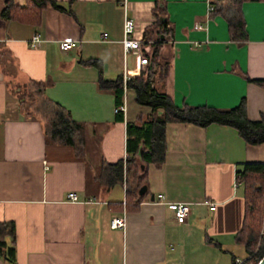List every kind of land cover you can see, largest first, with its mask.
Wrapping results in <instances>:
<instances>
[{
    "label": "crops",
    "instance_id": "crops-1",
    "mask_svg": "<svg viewBox=\"0 0 264 264\" xmlns=\"http://www.w3.org/2000/svg\"><path fill=\"white\" fill-rule=\"evenodd\" d=\"M56 2L61 9L47 4L34 26L5 20L0 0V222L14 225V237L4 239L15 247L16 264L242 260L244 188L234 178L243 164L264 162V143L249 144L228 125L170 122L162 162L146 164L144 192L133 170L127 181L106 186L103 165L127 156V122H149L151 109L126 88L119 120L114 92L99 84L138 78L161 42L152 85L176 106L227 110L244 100L249 120L259 121L264 87L252 80L264 79V0ZM125 18L136 22L140 52L123 48ZM239 22L244 31L234 38L231 26ZM36 32L41 42L30 47ZM65 38L75 46L64 51ZM54 108L81 125L80 147L52 142ZM70 192L76 201L67 199ZM169 202L189 204L185 223L176 224ZM118 216L123 229L110 227ZM0 264L12 263L0 257Z\"/></svg>",
    "mask_w": 264,
    "mask_h": 264
},
{
    "label": "trees",
    "instance_id": "trees-1",
    "mask_svg": "<svg viewBox=\"0 0 264 264\" xmlns=\"http://www.w3.org/2000/svg\"><path fill=\"white\" fill-rule=\"evenodd\" d=\"M243 0H237L240 3ZM47 4H51L57 9L56 0H24L23 4H16L13 0H6L5 6L1 11V16L5 20L17 21L27 25L37 26L42 22L43 11ZM156 26H164V22L159 19L155 22ZM234 38L241 37L243 34V24L231 26ZM161 42L154 44V51L149 57L150 63L142 71L138 78L129 79L126 88H133L136 92V100L139 104L148 106L151 109L150 117L145 124H126V153L124 161L115 164H104L99 177L102 184L111 186L133 170L138 173V185L143 186L146 182V164L150 162L161 163L164 152V128L167 123H192L205 127L212 123L228 125L235 128L240 136L249 144L257 145L264 143V118L259 121H251L247 116L246 103L242 100L237 106L219 110L211 107H189L176 106L167 94L158 91L153 85L156 66L160 67ZM167 67V64H165ZM259 86L264 87V79L252 80ZM38 94H43L44 86L34 82ZM100 87L110 89L115 94L116 106L122 104L124 94L123 81L119 78L116 81L100 82ZM16 91L21 87L17 86ZM25 95L19 96L21 105L25 103ZM52 108V107H51ZM157 109H161V117L156 115ZM53 117L50 119L51 132L49 133L52 142L74 145L76 148L81 146L76 143V135L82 130L80 124L73 122L69 115L57 108L52 109ZM117 119H123L121 111L117 114ZM142 149V150H141ZM237 173L240 175L239 182L244 188L245 215L243 227L239 233L238 241L245 250V257L238 264H257L264 255V224L262 222V210L264 205V162L245 163ZM14 233L12 223L0 222V257L4 260L16 264L15 247L8 245L5 236ZM233 264L235 258H233Z\"/></svg>",
    "mask_w": 264,
    "mask_h": 264
},
{
    "label": "built area",
    "instance_id": "built-area-1",
    "mask_svg": "<svg viewBox=\"0 0 264 264\" xmlns=\"http://www.w3.org/2000/svg\"><path fill=\"white\" fill-rule=\"evenodd\" d=\"M211 8V7H209ZM135 26L136 22L131 19V18H125L124 24H123V38H122V45L124 50L130 51V50H135L137 52L141 51V44H140V39L135 36ZM104 37L107 36L106 33L103 34ZM41 42L40 35L39 33H34L29 40V46L30 47H36L39 45ZM75 46V41L71 38H65L61 40L60 42V48L62 50H68L70 48H73ZM130 79L129 76H124L123 77V86L124 90L126 89V83ZM125 112L124 105L115 108V112ZM240 175L236 172L235 178H234V186L237 187L240 185L239 182ZM67 199L70 201H76L77 196L75 193L70 192L67 194ZM215 206V203H210V208L213 209ZM167 207L173 211L174 216H175V221L176 224H183L186 222L187 215L189 212V204L184 203V202H169L167 204ZM125 225V217L124 216H118V217H113L110 220V227L111 228H120L123 229ZM264 234V232H263ZM235 262L238 264L241 262V260L236 259Z\"/></svg>",
    "mask_w": 264,
    "mask_h": 264
},
{
    "label": "rangeland",
    "instance_id": "rangeland-1",
    "mask_svg": "<svg viewBox=\"0 0 264 264\" xmlns=\"http://www.w3.org/2000/svg\"><path fill=\"white\" fill-rule=\"evenodd\" d=\"M32 106H36V104H32ZM262 222H263V224H264V205H263V210H262ZM264 232V229H262V233ZM241 248V247H240ZM243 251V253H242V256L244 255L245 256V251H244V247H242L241 248V250H240V252L239 253H241Z\"/></svg>",
    "mask_w": 264,
    "mask_h": 264
},
{
    "label": "water",
    "instance_id": "water-1",
    "mask_svg": "<svg viewBox=\"0 0 264 264\" xmlns=\"http://www.w3.org/2000/svg\"><path fill=\"white\" fill-rule=\"evenodd\" d=\"M141 150H142V149H141ZM144 190H145V187H141L140 192L143 193ZM153 199H154V197L152 196V197H151V200H153ZM257 264H264V255H263V257L258 261Z\"/></svg>",
    "mask_w": 264,
    "mask_h": 264
}]
</instances>
